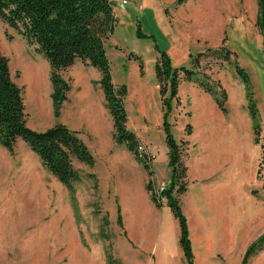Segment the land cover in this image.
<instances>
[{
    "label": "rangeland",
    "instance_id": "1",
    "mask_svg": "<svg viewBox=\"0 0 264 264\" xmlns=\"http://www.w3.org/2000/svg\"><path fill=\"white\" fill-rule=\"evenodd\" d=\"M224 3L240 8L241 22L237 17L228 26L223 44L217 47L219 51L205 49L197 71L199 77L206 78L211 85L219 82L225 88L231 99L232 118L238 111L241 124L215 117V126L206 144L213 155L222 154L236 139L233 126L241 127L245 148L248 144L256 148V164L254 168L244 165L248 160L245 151L240 171L232 172L228 162L223 167L227 153L217 161L218 165L208 177L192 178L188 174V189L179 198L188 218L192 242L201 245L200 264H207L202 240L210 238L206 235L211 231H224L226 238L234 235L244 240L247 248L264 233V36L257 25V0H224ZM176 5V2L163 3L162 0L129 1L127 16L121 21L123 35L117 32L106 42L117 84L123 82L127 74L134 76L133 72L139 69L138 60L136 65L126 63L128 58L134 57L131 54L142 59L148 79L156 74L160 51H165L172 63L190 66V54H197V50L181 42L176 44L178 37L170 26ZM0 41L2 52L9 58L12 76L23 88L28 125L42 131L58 123L51 77L48 72L47 78L45 71L46 65L51 70L49 61L37 51L36 45L29 44L18 30L1 18ZM224 47L233 52L231 60L221 56L220 52L226 50ZM78 60L60 73L68 77L72 73L93 76L97 72ZM234 61L247 72L259 108L261 136L257 144L247 107L246 85L236 73ZM39 72L43 83L39 78L37 85ZM130 96L126 99L130 108L127 125L135 130L140 145L146 147L141 154L138 148V158L153 168V189H147L148 171L125 144L115 141L114 131L104 145L90 133L80 135L94 154L95 163L90 166L74 161L82 179L75 183L73 190L60 182L21 138L13 151L0 143V264H187L179 244L178 219L167 206V200L161 198L163 206L158 208L141 193L145 190L150 195L159 193L160 186H168L171 176L169 147L162 127V97L160 95L159 100L158 94L152 91L147 94L148 109L142 114L138 94L131 90ZM39 97L44 99L43 110L39 107ZM179 103L174 101L171 113L173 134L177 140L189 142L187 165L199 168L196 166L198 150L192 145L191 113ZM192 118L195 119L194 115ZM188 124L191 134L187 133ZM148 150L150 156L145 154ZM134 193L139 198V212L132 216ZM122 202L121 223L118 207H122ZM163 234H168L165 245ZM224 237L221 239L225 240ZM221 245H214V263L234 264V254L226 256L219 252ZM248 264H264V247L251 256Z\"/></svg>",
    "mask_w": 264,
    "mask_h": 264
},
{
    "label": "trees",
    "instance_id": "2",
    "mask_svg": "<svg viewBox=\"0 0 264 264\" xmlns=\"http://www.w3.org/2000/svg\"><path fill=\"white\" fill-rule=\"evenodd\" d=\"M181 2L182 0H178V3ZM257 3V25L264 36V0H257ZM115 4V0H0V18L18 30L29 44L36 45L37 51L49 61L52 68V100L56 117L61 115L62 105L67 100L70 90L69 82L63 78L60 71L72 66L78 59L100 71L99 83L104 90L106 104L114 122L113 137L116 142L125 144L139 159V139L127 125L128 86L126 83L114 82L106 46L118 21L114 10ZM208 50L219 51L211 47ZM204 53L190 54L191 68L173 66L172 59L165 51H160L155 64L163 102L162 127L169 147L168 166L171 169V176L168 186L159 194H151V197L158 208L163 206L161 198L165 197L167 206L178 219L179 244L187 264H196V260L188 218L183 212L179 196L187 191L189 185L186 160L189 142L185 139H176L171 122L174 101L179 102L178 88L181 75L188 80L196 81L200 87L213 95L224 113L228 112L225 88L219 82L213 86L206 78L199 77L197 67ZM232 53L230 49L220 52L226 60H231ZM131 55L139 61L140 71L144 74L142 59ZM234 68L246 85L247 107L253 122L254 140L259 143L261 136L259 108L250 78L238 61H234ZM187 129V133L191 134L190 124ZM19 138L28 144L43 165L70 190H73L75 183L82 179L80 171L74 166V161L90 166L95 163V156L79 131L61 122L42 131L28 125L23 88L12 76L9 58L2 52L0 41V143L13 151ZM139 161L148 171L150 181L147 189L151 190L154 186L153 168L146 161L142 159ZM118 221L122 223L120 206ZM263 247L264 233L248 246L241 264H248L251 256Z\"/></svg>",
    "mask_w": 264,
    "mask_h": 264
},
{
    "label": "crops",
    "instance_id": "3",
    "mask_svg": "<svg viewBox=\"0 0 264 264\" xmlns=\"http://www.w3.org/2000/svg\"><path fill=\"white\" fill-rule=\"evenodd\" d=\"M162 1L163 3L176 2L177 4V11L174 12V15H172L170 25L172 27L173 33H175V35H177L178 37L176 44L178 42H181V44H187L189 45V47L197 50V53L204 52L208 47L217 48L222 45L225 38V30L228 28V26L237 17H239V20L241 22L240 8L235 5L225 4L224 0H182L181 3H178V0ZM128 5L129 2L127 4H122L118 1L116 2L114 10L118 17V21L114 33L111 36H113L117 32H119L120 35H123L121 21L125 16H127ZM159 56L160 53L158 57ZM135 61V57L130 59L128 58L126 63L135 64ZM75 63L73 65H75ZM173 65L179 66L174 62ZM91 67L93 69H97L94 66ZM188 67L191 68L192 63H190V66ZM197 70L199 71L200 69L197 68ZM45 71L46 77L48 78V72L51 77L52 68L50 70L48 65H46ZM98 71L99 70L97 69V72L93 76L82 72L72 73L68 77L62 75L63 78L69 82L70 90L68 92L67 100H65L62 105L61 115L58 118L60 120L59 122L66 124L74 130L79 131L82 137L84 133H90L91 135H93L94 139L98 140L101 145H104L106 144V141H108V139L112 137L114 131V122L112 114L110 113V110L106 104L104 90H102L103 88L101 89L102 86L99 83L101 73ZM133 74L134 76L131 77L129 76V74H127L124 81L119 82L120 84H127L128 99L131 98V90L134 92V94H138V100L140 102V106L138 108L142 111L143 114L146 113L148 109V106L146 104L147 94H149L151 91L157 93L160 100V84L156 77V74L152 79H148L145 73H141L140 66L139 69L137 67V71L133 72ZM39 78L41 83H43L41 72H39ZM178 98L180 101L179 104L184 107H188L189 112L191 113V122L194 125L192 145H194V147H197L198 150L197 160L199 161V163H197L196 166L199 165L202 168L201 171L200 167L191 168L188 165L189 176H192V178H195L196 175H199L200 178L208 177L214 172L215 167L218 165L217 161L222 159L223 155H226L227 153L229 154L223 160V167L228 162L229 166H231L230 170L232 172L238 173V171H240L239 167L241 169L243 163L242 154L245 151L248 160L244 162V165L249 166L250 168L251 166L252 168L255 167L256 148L252 147L250 144H248V147L245 148L244 142H242L241 140V127L233 126V128L236 129V131H234L233 129V131L236 133V139H234V141L231 143V146L229 145L227 147L228 150L226 152H223L222 154L213 155L211 153V147L206 144V142L211 138V128L212 126H215V117H220L222 121L224 120L229 122L234 120L236 121V123L241 124L238 111L235 112L236 117L232 118V113L230 111L231 109L229 107L231 99H227L228 112L224 113L219 108L212 94L200 87L196 81L188 80L186 77H184L183 74L181 75V80L178 88ZM126 107L129 115L130 108L128 106V103L126 104ZM132 108L134 107L132 106ZM193 115L195 119L192 118ZM236 141L237 144L235 145ZM254 143L257 144L255 140ZM136 163L140 167L139 163ZM197 169L199 170L197 171ZM144 192L141 191L143 196L146 195V201L152 203L151 195L149 194L148 190L145 192V194ZM131 194L132 193H130V196ZM206 196L209 197V194H206ZM131 205L133 212L132 216H135V213L139 212V198L136 193L132 195ZM121 209L123 216V202ZM223 232L224 231H217L214 233V231H211L209 232V234L208 231L206 232L208 234L206 236L210 238H205L204 240H202V242L204 243L202 249L205 255L204 260H206L207 264H215V261L212 258L214 257L213 255L216 252L214 245L217 244H223V246H220L219 250V252H222V254H226V256H228L229 254L230 256L234 254V256L232 257L234 264H239L242 260L244 252L247 248V244L245 245L244 240H238L234 238V235L226 238L224 237L225 235L222 234ZM222 236L225 240L221 239ZM161 237L163 245H165L164 243L167 242L166 238H168V234H163ZM244 245L245 247L243 248ZM200 247L201 245H198L193 240V250L195 253V260L197 264H200L202 260H199V258H201L199 253Z\"/></svg>",
    "mask_w": 264,
    "mask_h": 264
},
{
    "label": "built area",
    "instance_id": "4",
    "mask_svg": "<svg viewBox=\"0 0 264 264\" xmlns=\"http://www.w3.org/2000/svg\"><path fill=\"white\" fill-rule=\"evenodd\" d=\"M116 2L118 1V2H120V3H122V4H127L128 2H129V0H115ZM146 149V147L144 146V144H141L140 146H139V151H140V154L142 153V151L143 150H145ZM145 154L146 155H148V156H150L151 155V153L149 152V150L148 151H145ZM164 186L162 185V186H160V188H159V193H161L163 190H164ZM158 193V194H159ZM162 200H166V198L165 197H162Z\"/></svg>",
    "mask_w": 264,
    "mask_h": 264
},
{
    "label": "bare ground",
    "instance_id": "5",
    "mask_svg": "<svg viewBox=\"0 0 264 264\" xmlns=\"http://www.w3.org/2000/svg\"><path fill=\"white\" fill-rule=\"evenodd\" d=\"M39 75H36V81H37V85H39ZM38 87V86H37ZM35 92V91H34ZM34 96V95H33ZM32 97V96H31ZM32 99V98H31ZM43 98L42 97H39V99H38V103H39V107H41V109L43 110V105H44V102H43ZM32 101H33V99H32ZM34 102V101H33ZM36 105H37V103H36ZM199 234V233H198Z\"/></svg>",
    "mask_w": 264,
    "mask_h": 264
}]
</instances>
